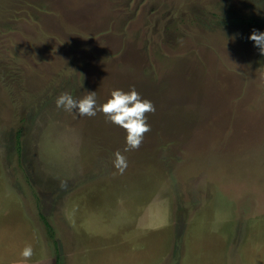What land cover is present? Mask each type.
Instances as JSON below:
<instances>
[{"label": "rangeland", "instance_id": "1", "mask_svg": "<svg viewBox=\"0 0 264 264\" xmlns=\"http://www.w3.org/2000/svg\"><path fill=\"white\" fill-rule=\"evenodd\" d=\"M253 30L264 0H0V264H264ZM132 88L155 106L134 150L55 105Z\"/></svg>", "mask_w": 264, "mask_h": 264}, {"label": "clouds", "instance_id": "2", "mask_svg": "<svg viewBox=\"0 0 264 264\" xmlns=\"http://www.w3.org/2000/svg\"><path fill=\"white\" fill-rule=\"evenodd\" d=\"M248 38L258 49L260 55L264 57V31L253 30ZM55 105L70 114L79 116L94 117L97 112L103 113L108 122L125 130V151L139 148L144 134L151 130L147 123L146 113L155 111L152 102L143 99L135 88L128 91L114 89L103 103L97 102L95 91L88 92L79 100L74 99L69 93H63L55 99ZM114 155L113 166L120 174H123L127 168V160L120 152H116ZM32 255L31 245L24 247L20 252L24 262Z\"/></svg>", "mask_w": 264, "mask_h": 264}, {"label": "trees", "instance_id": "3", "mask_svg": "<svg viewBox=\"0 0 264 264\" xmlns=\"http://www.w3.org/2000/svg\"><path fill=\"white\" fill-rule=\"evenodd\" d=\"M20 135H21V130H17L16 133H15V138H16V151H17V154L20 156V150H21V143L19 142L20 141ZM41 211V212H39ZM37 215H38V218L42 221V223L44 224L45 228L47 229V233L50 235V234H53L54 235V229L51 225V223L48 221V219H46V216L45 214L43 213V210L41 209V206L38 205V210H37ZM56 257L53 261V264H61L60 263V258L58 256V253H59V249L57 250V246H56V251L54 252Z\"/></svg>", "mask_w": 264, "mask_h": 264}, {"label": "crops", "instance_id": "4", "mask_svg": "<svg viewBox=\"0 0 264 264\" xmlns=\"http://www.w3.org/2000/svg\"><path fill=\"white\" fill-rule=\"evenodd\" d=\"M256 261H257V258L254 257V261L252 262V264L255 263ZM249 263H251L250 260H249ZM213 264H214V262H213Z\"/></svg>", "mask_w": 264, "mask_h": 264}]
</instances>
